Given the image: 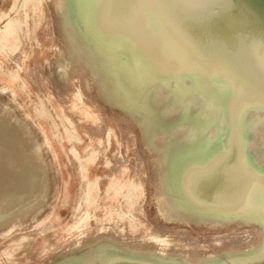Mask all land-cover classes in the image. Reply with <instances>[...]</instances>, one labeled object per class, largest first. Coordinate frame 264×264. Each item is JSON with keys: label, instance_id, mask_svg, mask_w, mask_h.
I'll return each mask as SVG.
<instances>
[{"label": "water", "instance_id": "95a60500", "mask_svg": "<svg viewBox=\"0 0 264 264\" xmlns=\"http://www.w3.org/2000/svg\"><path fill=\"white\" fill-rule=\"evenodd\" d=\"M51 1L72 58L64 72L83 66L141 131L154 153L159 221L183 229L179 241L164 226L148 232L134 200L118 201L84 226L99 223L97 231L45 264H264V0ZM13 113L0 102V245L53 214L58 192ZM94 193L113 208V191ZM126 206L137 219L121 216ZM186 227L208 228L211 238ZM234 231L256 242L210 244Z\"/></svg>", "mask_w": 264, "mask_h": 264}, {"label": "rangeland", "instance_id": "374dc122", "mask_svg": "<svg viewBox=\"0 0 264 264\" xmlns=\"http://www.w3.org/2000/svg\"><path fill=\"white\" fill-rule=\"evenodd\" d=\"M15 1H0V11L11 9L8 13H0V102L14 112L37 141L46 172L58 192L54 198L53 214L27 231L25 238L30 237L28 242L23 243L20 249L18 243L24 241L23 235L2 242L0 264H45L49 255L64 248L61 247L64 244L83 233L97 231V222L89 225V230L84 226L96 219L99 212L112 213L118 201L126 203L132 199L141 220L150 225L148 232L164 226L167 232L175 231L167 233L168 238L179 241L181 232L178 231L183 227L176 224L167 226L159 221L157 202H154L159 184L155 175L154 153L142 141L141 131L126 113L114 106L113 101L101 96L98 83L84 71L83 66L71 65L68 66L70 71H63V66L72 58L59 33L52 1ZM39 4L49 13L50 25L46 23L45 16L38 15L35 10V7L39 9ZM20 17L21 23L15 21ZM128 157L132 160L130 163L119 160ZM140 161L144 162L143 165H138ZM99 189L110 190L117 195L112 209L105 203L96 202L95 197H89ZM87 199L89 205L79 215L80 207H85ZM115 220L110 216L106 222H112L108 226L114 228ZM186 229L200 237L201 242L211 238L208 228ZM233 234L243 240L250 231L216 236L210 244L227 246L224 243L235 237ZM46 246L51 247L43 253ZM40 252L44 258L33 261Z\"/></svg>", "mask_w": 264, "mask_h": 264}, {"label": "bare ground", "instance_id": "6f19581e", "mask_svg": "<svg viewBox=\"0 0 264 264\" xmlns=\"http://www.w3.org/2000/svg\"><path fill=\"white\" fill-rule=\"evenodd\" d=\"M15 3H17V0L15 1ZM30 7V6H29ZM39 9L38 8H36L35 7V10L38 12V15H40V16H45V18H46V23H48V25H50L51 24V18H50V15H49V13L48 12H46L45 10H44V8H42L41 7V5L39 4ZM31 8V7H30ZM11 9H9V11H10ZM31 10H32V8H31ZM44 10V11H43ZM9 11H0V13H1V15L2 14H4V13H8ZM13 11V10H12ZM15 13V12H14ZM19 13H22V10L21 11H19ZM11 14H12V12H11ZM35 14H36V12H35ZM24 15V14H23ZM15 16V15H14ZM13 16V17H14ZM11 17H12V15H11ZM23 17V16H22ZM22 17H20V18H18L17 20L15 19V21H18V23L20 22H22ZM0 18H2V16H0ZM10 18V17H9ZM34 18V17H33ZM32 20V19H31ZM35 20V19H34ZM34 20L32 21V22H34ZM16 25H17V22L15 23ZM45 24V23H44ZM43 24V25H44ZM10 27V26H9ZM52 31V30H51ZM51 31H49V32H51ZM7 33V32H6ZM51 34V33H50ZM43 36V35H42ZM39 37H40V35H39ZM17 38V37H16ZM21 39V38H20ZM18 40V39H17ZM16 40V41H17ZM20 41V40H19ZM20 42H22V41H20ZM16 43V42H15ZM18 43V42H17ZM1 44V43H0ZM20 44V43H19ZM9 48V47H8ZM9 51V50H8ZM64 63V62H63ZM71 66V65H70ZM62 67V66H61ZM67 68V67H66ZM63 70V69H62ZM64 71V70H63ZM70 71V70H69ZM76 72V71H75ZM74 73V72H73ZM72 73V74H73ZM78 76V75H77ZM82 76V75H81ZM83 77V76H82ZM80 82V81H79ZM76 83V82H75ZM81 83V82H80ZM80 83H79V86H80ZM82 86V85H81ZM82 88V87H81ZM58 106V105H57ZM74 125V124H73ZM121 147V146H120ZM119 160H121L122 162H127L126 160L127 159H123V158H120ZM139 162V161H138ZM138 165H143V163H141V161H140V163H138ZM144 167V166H143ZM91 169V168H90ZM89 172V171H88ZM90 173V172H89ZM88 173V174H89ZM136 177H137V175L135 176V179H136ZM91 184H93V183H91ZM90 184V185H91ZM137 184V183H136ZM138 185V184H137ZM96 186H97V184H96ZM91 187H93V186H91ZM90 187V188H91ZM94 189H95V187H94ZM97 192H98V196H103L104 195V190L103 189H99V190H97ZM91 195V194H90ZM17 201V203L20 205V200H16ZM88 205H89V201L88 200H86V202H85V207H83V208H81L80 207V211H79V215H81L83 212H85L86 211V209H87V207H88ZM93 206V205H92ZM92 209H94V207L92 208ZM133 210L134 209H130V206H126L125 207V212H123L122 214H121V216L122 217H130L129 219L131 220L132 219V221L133 220H135V219H137V215H136V213H134L133 212ZM89 213V212H88ZM86 214H87V212H86ZM134 218V219H133ZM79 223V222H78ZM77 223V224H78ZM232 234V233H231ZM27 236V235H26ZM233 236H235V237H231V238H228V240H227V242L228 243H224V241H223V243L224 244H227V245H229V247H235V246H239V245H241V244H247V246L248 245H253L255 242H256V240H255V237L252 235V233H250V235L248 236V237H246V236H244V238H243V240L241 239H239V238H237L236 237V235H234L233 234ZM24 241L22 242L21 240L19 241V243H18V249H20L24 244L23 243H26V242H28L29 241V239H30V237H27V238H25V237H23L22 238ZM242 241V242H241ZM151 242H153V243H155V244H157V245H160L161 247H166V246H168L169 245V241H167V240H158V239H156V238H152L151 239ZM244 242V243H243ZM51 244H54V243H51ZM222 245V244H221ZM49 247H51V246H49ZM48 246H46L45 247V250L43 251V253L44 252H46V251H48V248H49ZM224 247V246H223ZM161 249H164L165 250V248H161ZM42 252H40L38 255H36V256H34V260L36 261V260H39V259H41L42 258ZM11 258V257H10Z\"/></svg>", "mask_w": 264, "mask_h": 264}]
</instances>
